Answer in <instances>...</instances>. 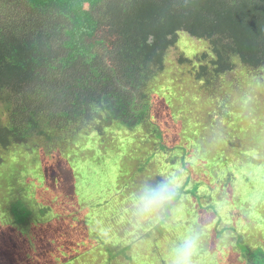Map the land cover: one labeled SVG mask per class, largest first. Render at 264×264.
<instances>
[{"label": "trees", "instance_id": "obj_1", "mask_svg": "<svg viewBox=\"0 0 264 264\" xmlns=\"http://www.w3.org/2000/svg\"><path fill=\"white\" fill-rule=\"evenodd\" d=\"M263 81L264 0H0V167L20 166L0 173V264H170L189 231L222 233L220 209L234 215L230 238L194 264L238 251L264 264L238 230L264 221L237 210L264 207L239 186L264 178V104L243 89ZM254 109L261 119L242 113ZM237 149L263 174L230 159ZM163 178L179 185L171 214L137 232L129 198Z\"/></svg>", "mask_w": 264, "mask_h": 264}, {"label": "rangeland", "instance_id": "obj_2", "mask_svg": "<svg viewBox=\"0 0 264 264\" xmlns=\"http://www.w3.org/2000/svg\"><path fill=\"white\" fill-rule=\"evenodd\" d=\"M188 47H189V42H183L178 47V49L175 50L171 54L170 58L173 59V60H176L177 59V56H178L177 53H182V52H183L184 55H186V53L183 51V48H188ZM201 52H203V50ZM231 78H233V76L227 77V80H229ZM190 85H192V84H190ZM243 89H245L246 91L249 92V94H248L249 96L248 97H251V100H254V101H252L254 103V106H259V104H264V81L262 82V84H259V83L255 82V83H252L250 85H245V87ZM192 91H194L195 94L198 95V90L197 89L192 90ZM260 93H262V95H260ZM205 100H206V102H208L209 99H205ZM215 104H218L217 103V100L216 101H213L212 103L207 104L205 106V109L210 110V108H216L215 107L216 106ZM222 110L223 109H220V111H222ZM251 112H252V114H250ZM257 112H258L257 109H254V111L245 110L242 113H245V114H248V115L251 116V115H255ZM207 116H208L207 118L209 119V115H207ZM254 119H261V118H258L255 115L254 118H253V120ZM242 121L245 122V123L246 122H249L248 120H243L242 119L241 121L237 122L235 125L237 127L242 126ZM263 121H264V119H263ZM216 125H218L219 127H222L223 130H226V127L220 121L219 122H216ZM256 129H257V131H258L259 134H263L264 135V125L258 124V125H256ZM215 131H216V129H215ZM263 140H264V138L261 137L260 140L259 141H256V142L259 143V144H261V142ZM249 144H253V143L249 142ZM262 145H263V143H262ZM236 151H239L240 154L237 155L236 153L234 154V152L231 151V152H229L227 154L228 157L230 159H232L233 161H236V162L241 161L242 165H240V167H245V169L248 170V171L249 170H252V171L254 170V171L258 172V173H261L262 172V174H263V170L258 168L259 159L257 158V155L256 156H252L253 154L246 155L240 149H237ZM262 151H264V150H262ZM249 152L250 153H253V151H248L247 153H249ZM23 155L25 156L24 157V161H29V162L31 161V156H28V155H25V154H23ZM263 155H264V152L260 156L263 157ZM0 168L2 169V171H0V173L1 174H4V175H7L10 172L12 174H14V172H16L18 170V168H20V166H18L16 163H13V165L4 164ZM261 168L264 169V163H262ZM230 172H232V171L227 167L226 173H230ZM236 180H237V178H232V184L234 186H237ZM239 180L241 181V183H239L240 189L245 194L246 197H249V198H252V199H256V196H257L256 195V190L259 193L264 194V178L263 177L258 178L257 181H254L253 179H244V178L243 179H240L239 178ZM93 182L94 183H92L91 186L96 185L95 184V182H96V178L95 177L93 178ZM236 191H237V187L234 190V195L236 194ZM224 196H226V195L224 194ZM118 201H119V197H118L117 200L116 199L110 200L109 201V204L107 206L108 207H111V208H108V207H101V208H99L98 209V215L99 216H102L105 213L110 212L113 207H116V206L118 208L122 207L123 204L121 202H118ZM100 202L103 203V200H101ZM237 210H238V213L242 217V218H238V219H241V221H243V220L244 221H247L248 218L252 219L253 217H255L256 219H261V220L264 221V207L263 206H256V207H254L252 209L239 208ZM98 215H97V218H98ZM200 215H201V221H202V223L204 225L205 224L206 225L209 224V226H212V227L214 226L216 220L213 219V216H212V214L210 212L207 213V214L202 213ZM219 215H221L222 218L226 220V223H223L224 221H222L219 224V228L222 230V228L225 227V229H223L222 233L216 234L215 230L212 231L209 228V232H207V235H205L206 238H207V241H206V243L203 246L205 250L202 251V253H208V252H211V251L213 253H215L216 250H217V248L220 245H222L223 241H225L226 239L230 238L228 236V233H229V230H230V228L232 226V223H233V221H231L233 219H231V218L234 217V215L231 213L230 214L231 217H230L227 211L221 212V209L219 210ZM211 221H212V225L210 224ZM94 226H95V223H94ZM261 226L263 227L264 225H261ZM247 229H249V228H247ZM247 229L245 227L240 226V225L238 226V230L241 231L243 233V235L245 236L244 239H245L246 243L249 244V246H251L252 248H256L257 246L260 247L261 245L264 246V230H262L259 227H257V229H255V231L253 232L255 234H251L250 235ZM190 233L191 232L189 231L187 235H189ZM217 235H219V236H217ZM96 236L98 237L99 235H96ZM101 246L102 245L96 246L94 251L96 253H99L100 250H102ZM238 253L240 254L241 257H239V255H237L235 253H231V257H232L231 261H232V264H245V261L246 260H245L244 257H242L241 251H238ZM215 254L216 255L217 254L219 255L220 253H215ZM109 255H112L111 252H109ZM121 255H125V253H123ZM122 257H124V256H122ZM122 257L121 256H118V257L115 258V260H121ZM121 262H122V264H126V263H124V261H121ZM140 262L142 264H151L150 259L149 258H146V257H144V259H140ZM199 262H201L202 264H215L216 263L213 257L212 258H209V256L206 257V255L201 256V258H199ZM218 263L221 264L223 262H218ZM218 263H216V264H218ZM223 264H228V263L227 262H224Z\"/></svg>", "mask_w": 264, "mask_h": 264}, {"label": "clouds", "instance_id": "obj_3", "mask_svg": "<svg viewBox=\"0 0 264 264\" xmlns=\"http://www.w3.org/2000/svg\"><path fill=\"white\" fill-rule=\"evenodd\" d=\"M179 194L177 182L163 178L141 182L128 201V223L137 232L154 227L169 217ZM203 228L194 229L172 251L170 264H194V259L207 241Z\"/></svg>", "mask_w": 264, "mask_h": 264}]
</instances>
